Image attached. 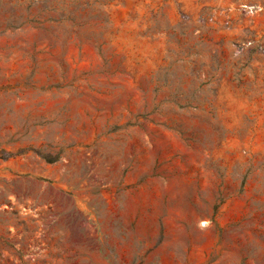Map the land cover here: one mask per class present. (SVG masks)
<instances>
[{
  "label": "rangeland",
  "instance_id": "rangeland-1",
  "mask_svg": "<svg viewBox=\"0 0 264 264\" xmlns=\"http://www.w3.org/2000/svg\"><path fill=\"white\" fill-rule=\"evenodd\" d=\"M218 1L0 0V264H264V56Z\"/></svg>",
  "mask_w": 264,
  "mask_h": 264
},
{
  "label": "built area",
  "instance_id": "built-area-1",
  "mask_svg": "<svg viewBox=\"0 0 264 264\" xmlns=\"http://www.w3.org/2000/svg\"><path fill=\"white\" fill-rule=\"evenodd\" d=\"M218 29L232 33V45L245 46L264 56V1L219 0L213 9L212 18ZM246 30V39L236 41V30Z\"/></svg>",
  "mask_w": 264,
  "mask_h": 264
},
{
  "label": "crops",
  "instance_id": "crops-1",
  "mask_svg": "<svg viewBox=\"0 0 264 264\" xmlns=\"http://www.w3.org/2000/svg\"><path fill=\"white\" fill-rule=\"evenodd\" d=\"M252 62L253 61H251L245 67L235 66L236 64L233 65L231 68L233 69V71L236 70L238 73L237 74H233L231 76V79H229V80H227L225 78H220V77L217 78L215 80L216 83H214L212 85L213 88L216 89V90H225V89L242 90L243 88H246V87H243V85H244L243 81L248 78V76H249V74L251 72H255V67L253 66ZM239 80H242V82L238 83Z\"/></svg>",
  "mask_w": 264,
  "mask_h": 264
},
{
  "label": "bare ground",
  "instance_id": "bare-ground-1",
  "mask_svg": "<svg viewBox=\"0 0 264 264\" xmlns=\"http://www.w3.org/2000/svg\"><path fill=\"white\" fill-rule=\"evenodd\" d=\"M202 223H205V222H202Z\"/></svg>",
  "mask_w": 264,
  "mask_h": 264
}]
</instances>
